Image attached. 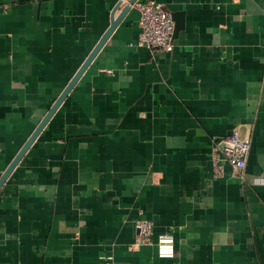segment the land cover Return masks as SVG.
I'll return each instance as SVG.
<instances>
[{"label": "crops", "instance_id": "crops-1", "mask_svg": "<svg viewBox=\"0 0 264 264\" xmlns=\"http://www.w3.org/2000/svg\"><path fill=\"white\" fill-rule=\"evenodd\" d=\"M157 1L184 20L174 49L139 46L140 12L125 14L0 189V264H264V181L213 172L239 125L264 177V0ZM118 2L0 0V176ZM139 217L151 244H135Z\"/></svg>", "mask_w": 264, "mask_h": 264}, {"label": "built area", "instance_id": "built-area-1", "mask_svg": "<svg viewBox=\"0 0 264 264\" xmlns=\"http://www.w3.org/2000/svg\"><path fill=\"white\" fill-rule=\"evenodd\" d=\"M140 12L139 24L141 32L138 45L145 46L153 52H168L174 49L175 20L173 14L164 8L157 0L136 1L133 5ZM112 72V70H109ZM214 175L223 173L221 161H227L233 171L242 182L248 181L254 184L264 181V177L250 176L246 172L248 157L251 149V137L242 136L239 125L235 126L231 133L216 139L214 142ZM138 235L135 244L138 246L153 243L154 223L153 221L139 217L135 222ZM158 256L161 258H172L176 255L175 236L173 230L159 233L155 241ZM106 264H111L113 257L105 255Z\"/></svg>", "mask_w": 264, "mask_h": 264}, {"label": "water", "instance_id": "water-1", "mask_svg": "<svg viewBox=\"0 0 264 264\" xmlns=\"http://www.w3.org/2000/svg\"><path fill=\"white\" fill-rule=\"evenodd\" d=\"M137 0H129V2L122 7V4L124 3V0H119L116 7L113 10L112 15V21L110 27L107 29V31L104 33V35L101 37L100 41L97 43L93 51L90 53V55L87 57L85 62L82 64L80 69L77 71V73L74 75V77L71 79V81L68 83V85L65 87L61 95L57 98L55 103L51 106L50 110L47 112L45 117L42 119V121L39 123V125L36 127V129L33 131V133L30 135L26 143L23 145V147L19 150L17 155L14 157V159L11 161V163L8 165V167L5 169V171L0 176V189L6 182V180L9 178V176L12 174L16 166L19 164V162L22 160L24 155L29 150L30 146L33 144V142L36 140L40 132L43 130V128L46 126L48 121L51 119L53 114L56 112V110L59 108V106L63 103V101L66 99L70 91L73 89L75 84L78 82L84 71L87 69V67L91 64V62L94 60L96 55L99 53V51L102 49L106 41L109 39L113 31L116 29V27L119 25L120 21L123 19L125 14L133 7L134 3ZM120 10L119 15L116 16V12ZM173 18L175 20V33L174 36L177 35V33L184 28V20L183 18H176L173 14Z\"/></svg>", "mask_w": 264, "mask_h": 264}]
</instances>
